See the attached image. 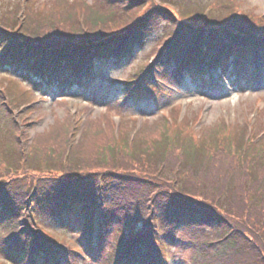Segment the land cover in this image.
Segmentation results:
<instances>
[{
	"label": "trees",
	"instance_id": "trees-1",
	"mask_svg": "<svg viewBox=\"0 0 264 264\" xmlns=\"http://www.w3.org/2000/svg\"><path fill=\"white\" fill-rule=\"evenodd\" d=\"M152 1L51 0L55 5L48 15L43 20L29 15L21 30L14 27L17 3L0 17V68L37 79V69L53 76L55 65L62 79L68 74L79 79L82 64L131 54L160 22L166 31L131 91L138 92L145 78L151 80V67L162 77L169 72L177 83L179 69L193 80L203 78V84L210 78L205 63L226 73L230 57L236 56L247 72L255 44L264 54V16L230 9L220 18L197 11L178 19L165 2L157 7ZM8 89L0 92V127L19 147L21 133L8 111L14 110L6 100ZM127 125L123 122L122 130ZM173 125L144 122L134 144L125 145L121 132L118 146L112 128L104 131L91 120L64 160L73 136L68 118L36 134L26 157L17 148L28 169L19 178L0 177V264H24L32 250V264H51V257L65 264L61 244L42 234L35 237L33 227L28 228L30 199L63 232L70 226L84 249L82 262L89 264L102 262L103 247L111 253L103 256L105 264H165L158 228L173 250L174 264H264V139L259 146L235 142L221 119L184 138L172 131ZM178 126L186 132V126ZM7 148L0 142V152ZM2 163L0 158V172ZM99 196L103 215L96 251L90 233ZM70 209L75 216H64Z\"/></svg>",
	"mask_w": 264,
	"mask_h": 264
},
{
	"label": "rangeland",
	"instance_id": "rangeland-1",
	"mask_svg": "<svg viewBox=\"0 0 264 264\" xmlns=\"http://www.w3.org/2000/svg\"><path fill=\"white\" fill-rule=\"evenodd\" d=\"M50 1L0 0V17L2 14L9 13L10 8L18 3L19 10L17 14H20V19L17 17L18 21L14 27L21 30L22 24L26 21L24 18H28L29 15L35 19L43 20L48 15L50 7L52 8L55 5V3L54 5L53 3L49 4ZM75 1L68 0V3ZM89 1L85 0V2ZM164 2L167 5L162 4ZM152 3L157 7L164 5L178 19L197 11L202 12L204 15L211 14L220 18L226 15L230 9L252 17L264 16V0H153ZM23 11L25 17H22ZM158 25V28L152 30L146 37L141 49L134 50L131 55L123 56L117 63L111 61L98 63L92 78L87 81L84 77L81 85L66 87V85L58 86L53 83L49 87H42V89L40 87L34 88L13 70L0 69L1 92L4 91L5 78L18 81V83L8 81L10 88L5 93L7 95L6 99H10L16 113L20 112L18 116L20 118L17 117L19 131H21L19 138L22 139L19 142V147L23 149L24 156L26 157L27 153L26 140H28L27 142L32 141L36 134L49 128L52 123H66L68 118L71 121V129L74 130L70 142L74 139L76 141L80 139L86 123L91 120L104 131L112 128L114 139L117 140L118 138L116 142L118 146H121V132L124 133L122 138L126 137L125 145H131L134 144L144 122L152 123L162 120L174 124L172 131L179 133L181 138L185 137L182 134L188 132L191 135H198L206 127L209 128L214 122L221 119L226 133L234 134L235 142H243L244 144L246 140L248 141L247 144L250 145V141L257 144L260 140H263L264 64L262 65V61H259L261 57L258 55H256L255 60L256 66L254 65L256 70L254 74L252 73L255 82L252 81L250 84L245 83V81L240 84V74L235 68L230 70L232 74L221 78L219 81L214 78L215 80L208 85L209 87L206 85L203 88L198 86L196 81L184 75V80L182 79L180 85L165 82L172 88L166 86L163 96L156 95L157 99L144 92L142 95H135L133 98L127 99L126 104L122 107L120 104L118 105V102L126 97L123 93L126 84L124 82L135 81L145 64L147 62L150 64L153 61V53L149 55V52L166 31L164 23L160 22ZM258 62H260L262 73L257 70ZM145 88L148 89L146 85ZM114 104L118 106L111 107ZM119 116L123 120L122 123H120ZM123 122L129 125L122 130ZM179 124L186 126V132L179 131ZM82 126L83 129L81 130ZM75 127L77 129H74ZM7 136L11 137L10 133L0 127V142L9 146L7 151L3 149L0 152L4 168L1 172L7 171L0 177H6L9 173L12 179L19 178L21 177L20 174L28 169L24 167L26 158L21 160L17 149L19 147H17L12 137L5 140ZM263 142L264 140L261 143ZM156 145L155 143L152 146ZM257 145L259 146V144ZM37 175L50 176L52 174L38 172ZM65 212L64 216L66 214L69 217L75 216L72 215L71 209L70 212L69 210L68 213ZM69 217L66 220H70ZM33 223H38L46 232L47 238L53 243H59L70 247L71 250L82 253L81 244L68 224L65 226L64 232L60 231L56 223H51L42 215H36ZM78 248H81V250ZM99 248L100 246L94 250H99ZM62 250L66 251L65 247ZM106 254L110 255V250L103 247L101 257H99V261H102L100 264H105L106 261H103V256H106ZM173 255V250L170 249L167 255L168 264L174 261ZM74 257L77 258L76 264H89L81 263L79 256L75 255ZM1 262H3V259H1Z\"/></svg>",
	"mask_w": 264,
	"mask_h": 264
}]
</instances>
